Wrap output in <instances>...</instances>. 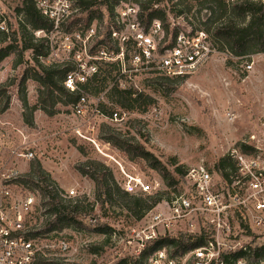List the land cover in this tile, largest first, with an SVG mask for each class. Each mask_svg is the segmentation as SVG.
<instances>
[{
    "label": "rangeland",
    "instance_id": "374dc122",
    "mask_svg": "<svg viewBox=\"0 0 264 264\" xmlns=\"http://www.w3.org/2000/svg\"><path fill=\"white\" fill-rule=\"evenodd\" d=\"M236 1L222 0L227 5ZM250 1L264 4V0ZM154 3L153 9L165 13L161 23L168 36L180 29L210 31L214 51L194 75L184 80H167L142 70L129 71L134 68L131 61L134 49L106 43L107 33L113 26L111 15L95 8L85 10L74 16L63 31L71 33L78 25L96 24L97 36L90 41L88 49L92 53L101 48L108 52L122 51L124 57L125 71L120 66H110L116 62L96 63L100 71L98 80L84 89L87 98L85 116L75 121L82 123L83 130L89 131L99 143L109 144L100 148L106 155L71 134V109L65 98L55 100L51 110L55 114L51 117L39 109L34 111L33 119L37 114L38 123L33 121L34 129L24 131L29 141H35L34 159L29 165L38 161L56 187L63 189L55 178L65 186L64 191L74 189L76 197L85 205L94 204L92 212L78 217L79 224H72L57 233L58 237L68 239L72 249L76 250L71 257L79 260L75 264H116L128 256L126 249L131 247L125 242L131 229L138 225L139 213L135 214L134 208L127 207L132 199L122 195L120 184L124 174L139 175L153 186L159 183L154 192L163 199L184 190V173L197 164L204 165L216 183L223 186L216 165L233 150L259 158L264 164V53L242 58L220 49L223 43L216 41L211 32L222 6L213 0H155ZM17 10L11 5L0 8L1 25L6 33H16L13 43L16 51L0 62V126L4 125L0 132L10 142L20 140L18 130L23 131L22 121L31 113L30 108L51 105V100L38 104V84L32 79H27L24 86L20 85L23 75L27 73L30 77L33 70L37 71V66L31 51L23 52L20 64H16L21 52L19 25L23 19ZM142 15L144 22L147 13ZM238 20L235 17V21ZM9 43L6 40L0 46ZM52 48L48 53L55 55L50 59L40 58L39 62L45 66L55 59L58 63H67L73 70V63L67 59V47L58 41ZM41 52L46 49L41 48ZM249 64L252 70L246 72L245 67ZM115 82L119 88H131L139 96L127 100L123 106L119 96L109 91ZM23 97L27 104L25 112L20 108ZM94 109L99 113H94ZM114 112L118 119H109ZM142 153L147 160L141 157ZM97 164L110 174L107 181L114 194V204L105 202L104 196L97 204L93 181L81 173L84 169L87 171L85 166L97 167ZM234 223L233 239L238 242L235 251L240 247L253 250L264 244V225L255 227L241 219ZM103 226L117 232L118 243L108 238L109 231H96ZM44 227L43 224L42 229ZM41 245H50V242L42 240ZM250 256L243 260L249 264H264V260H253Z\"/></svg>",
    "mask_w": 264,
    "mask_h": 264
},
{
    "label": "built area",
    "instance_id": "2783aa9c",
    "mask_svg": "<svg viewBox=\"0 0 264 264\" xmlns=\"http://www.w3.org/2000/svg\"><path fill=\"white\" fill-rule=\"evenodd\" d=\"M141 1L34 0L37 11L50 25L49 31H35L34 37L44 39L48 50L58 41L64 44L67 59L74 65L62 82L66 91L78 95L76 104L70 106L71 134L91 144L102 155L106 154L101 149L109 144L99 143L89 131L83 130L82 123L75 121L85 116L84 89L99 74L96 63L116 62L125 71L123 52L101 48L92 53L88 48L97 36V25H78L73 32H64L63 28L68 27L74 16L92 8L100 13H112L113 26L107 33L106 43L134 49L131 56L134 68L129 71L142 70L162 79L184 80L194 75L214 51L209 35L202 29H180L168 36L160 20L145 24L140 17ZM23 3L24 0H0V8L11 5L22 9ZM87 5L92 6L86 9ZM170 24L174 26L173 22ZM0 30L5 31L1 23ZM54 55L50 52L46 57L50 59ZM54 63L58 62L52 59L50 64ZM245 69L249 72L252 65H246ZM94 113L99 111L94 109ZM109 119L117 120L118 114L112 113ZM24 126L23 131L18 130V142H10L0 132V264H39L41 259L75 264L79 260L71 259L76 250L69 240L58 237L57 231L42 229L43 224L46 226L54 219L46 213L47 200H43L41 192L42 188L50 190L51 187L29 174L35 141H29L24 131L34 127ZM229 156L236 168L234 177H229L230 183L223 181V186H219L202 164L189 167L183 177L184 190L160 199L143 214L136 228L131 229L124 241L131 248L127 247L128 256L123 258L139 260L157 242L184 239L198 245L183 253H176L172 246L158 247L143 258L142 264H249L243 259L232 261L229 258L237 252L234 248L238 244L233 239V223L241 219L255 227L264 225V164L259 158L237 150ZM124 175L120 188L125 193L156 194L154 190L159 183L153 186L139 175ZM60 190L59 196L64 200L78 198L74 189ZM109 238L118 243L120 237L117 238L113 230ZM42 240H49L50 245L42 246ZM240 250L245 248L240 247Z\"/></svg>",
    "mask_w": 264,
    "mask_h": 264
},
{
    "label": "trees",
    "instance_id": "16d2710c",
    "mask_svg": "<svg viewBox=\"0 0 264 264\" xmlns=\"http://www.w3.org/2000/svg\"><path fill=\"white\" fill-rule=\"evenodd\" d=\"M154 1L155 0H145L139 3L140 17L142 18L143 13H147L146 19L144 21V23L147 25L151 20L157 19L161 20L162 22L165 18L164 12L152 8V5H155ZM213 1L222 6L218 17L215 19V21H213L214 27L211 32V35L216 41L220 42L221 44L223 43V47L220 49L227 51L229 54H233L242 58H246L250 54L264 53V4L261 2L252 4L250 0H237L231 5L224 4L222 0ZM91 6L92 5H87L86 9ZM17 11L22 13L23 19H21L19 25V31L22 40L21 52L19 53V60L16 64H20L21 58L23 57V52L31 51L33 54V60L36 62L37 66V71L33 70V73L30 77L27 73L23 75L20 85L24 86V83L27 79H32L38 84V104L42 105L44 104L45 100H51V105L47 108L33 107L30 108L31 113L28 116L25 115L23 123L28 127H33L34 111L39 109L45 115L51 117L55 114L51 110L53 109L54 102L57 98H65L67 106H73L78 100V95L66 91L62 85L65 75L72 70V68L67 65V63H54L44 66L41 64V61V63L39 62L40 58H45L47 56L48 46L46 45L44 39H36L33 33L39 30L49 31L50 25L37 11L34 5V0H24L22 9H18ZM109 15H112V13L109 12ZM235 17H237L239 20L235 21ZM246 20L247 23H245ZM1 22L2 17H0V23ZM205 32L208 35L210 34L209 30ZM6 40H9L11 43L4 47L0 46V62L11 52L16 51L17 48L13 45V43L16 42L15 32L8 35L5 31L0 30V44L5 43ZM41 48L46 49V52H41ZM110 66L118 67L116 63L110 64ZM99 74L86 84L85 89H88L93 82L98 80L97 78L99 77ZM109 91L110 93L117 94L119 96V102L123 104V106L127 100L139 96V93L132 91V89L119 88L117 82L113 83ZM22 102L23 107H21V109L22 112H25L27 108L25 97H23ZM107 141L110 142V140ZM120 147L124 149V146ZM244 148L246 150L248 149L245 146ZM141 157L147 160L146 155H143V153L141 154ZM98 166L100 165L97 164V167L87 165L85 166L87 171L84 169L81 173L93 181L96 190L95 200L97 204L101 202L99 200L102 196H104L105 202L114 204V194L107 181V176L110 177V174L108 175L107 169L102 166H100L101 168H98ZM153 168L156 169L158 167L153 166ZM216 170L224 182L230 183L229 177H234L235 175V163L230 156H226L218 161ZM177 171L180 173L179 170ZM29 174L37 178L39 182L44 183L46 187H51L50 190L45 188L41 189L43 200H47L45 203L46 213L54 218L51 223H47L45 231L58 232L65 229L66 227L71 226L72 224H79L77 220L79 216L88 215L89 212L93 211V203H88L85 205V202L80 198L68 200L60 198L59 192H62V190L56 187L49 177L44 174L38 161L31 163ZM121 192L123 197H129L132 199L131 205H128L127 207L130 210L131 208H134L135 214L139 213L137 216L139 220L147 210L151 209L161 199L157 195L139 197L125 193L122 190ZM96 231H109V238L113 232V229L103 226L99 229H96ZM197 245V242L190 243L188 240L184 239H165L152 245L142 254L141 259L133 260L130 258H122L116 264H142L141 261L143 258H146V256H148L152 251L162 246H172L174 247L176 253H183ZM247 256H250L253 260H264V244L254 248L253 250L245 249L237 251L234 254H231L229 258L232 261H237L239 259H245ZM39 264L65 263L41 259L39 260Z\"/></svg>",
    "mask_w": 264,
    "mask_h": 264
},
{
    "label": "crops",
    "instance_id": "0c3cea01",
    "mask_svg": "<svg viewBox=\"0 0 264 264\" xmlns=\"http://www.w3.org/2000/svg\"><path fill=\"white\" fill-rule=\"evenodd\" d=\"M37 116H38L37 114L34 115V121H35V124H36V125H37V123H38V122H37V120H38V117H37ZM54 178H55V177H54ZM55 180L57 181V183L59 184V186H60L61 188H63V189L65 188V186H64L62 183H59L58 180H57L56 178H55Z\"/></svg>",
    "mask_w": 264,
    "mask_h": 264
}]
</instances>
